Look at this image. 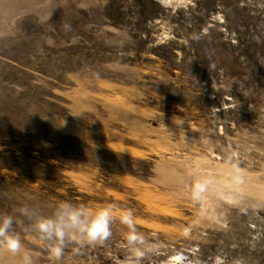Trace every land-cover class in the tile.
Masks as SVG:
<instances>
[{
  "label": "rangeland",
  "instance_id": "1",
  "mask_svg": "<svg viewBox=\"0 0 264 264\" xmlns=\"http://www.w3.org/2000/svg\"><path fill=\"white\" fill-rule=\"evenodd\" d=\"M64 201L116 209L59 264H264V0H0V214L35 264L16 210Z\"/></svg>",
  "mask_w": 264,
  "mask_h": 264
},
{
  "label": "clouds",
  "instance_id": "2",
  "mask_svg": "<svg viewBox=\"0 0 264 264\" xmlns=\"http://www.w3.org/2000/svg\"><path fill=\"white\" fill-rule=\"evenodd\" d=\"M116 205L101 207L95 211L84 205H74L71 202H61L51 216H40L37 211L27 205L18 208L20 216L35 223L33 229L39 233V239L44 241L53 264H59L69 244L77 245L74 249L79 253L86 245L103 243L111 236V224L114 220ZM129 226L131 235L128 244L133 252L143 256L144 238L136 233L134 217L126 212L121 218ZM17 219L11 214H0V254L6 252L16 258V264H35L31 251L24 248L19 233L14 229ZM141 246V247H138ZM2 264V261H0Z\"/></svg>",
  "mask_w": 264,
  "mask_h": 264
},
{
  "label": "bare ground",
  "instance_id": "3",
  "mask_svg": "<svg viewBox=\"0 0 264 264\" xmlns=\"http://www.w3.org/2000/svg\"><path fill=\"white\" fill-rule=\"evenodd\" d=\"M174 257V256H173ZM172 259H174V262L176 263V264H188V263H183V261H182V257H179V256H175L174 258H172ZM170 262H171V260H170ZM174 263V264H175Z\"/></svg>",
  "mask_w": 264,
  "mask_h": 264
}]
</instances>
